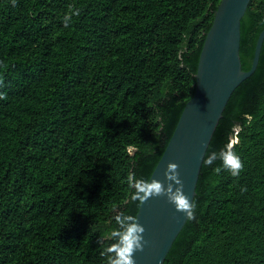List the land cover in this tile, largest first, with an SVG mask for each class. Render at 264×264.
<instances>
[{
	"label": "trees",
	"instance_id": "obj_1",
	"mask_svg": "<svg viewBox=\"0 0 264 264\" xmlns=\"http://www.w3.org/2000/svg\"><path fill=\"white\" fill-rule=\"evenodd\" d=\"M219 2L0 0V264H106L114 217L139 207L127 176L148 180L161 157ZM263 29L250 0L243 70ZM226 147L240 175L202 163L163 264H264V40L204 158Z\"/></svg>",
	"mask_w": 264,
	"mask_h": 264
},
{
	"label": "water",
	"instance_id": "obj_2",
	"mask_svg": "<svg viewBox=\"0 0 264 264\" xmlns=\"http://www.w3.org/2000/svg\"><path fill=\"white\" fill-rule=\"evenodd\" d=\"M250 0H220L200 50L193 95L186 101L174 131L148 180L165 183L168 163L177 165L183 191L193 202L202 160L234 89L256 69L264 29L259 33L250 68L243 70L239 55L240 20ZM137 221L147 244L135 252V264H163L186 222L164 196L139 203Z\"/></svg>",
	"mask_w": 264,
	"mask_h": 264
},
{
	"label": "clouds",
	"instance_id": "obj_3",
	"mask_svg": "<svg viewBox=\"0 0 264 264\" xmlns=\"http://www.w3.org/2000/svg\"><path fill=\"white\" fill-rule=\"evenodd\" d=\"M78 10L72 13L77 15ZM71 17L65 16L63 23L69 26ZM219 160L220 165L213 168L219 173L227 171L232 177H237L242 171V163L239 156L226 147L219 152H211L202 160L204 166H211ZM177 165L168 163L163 172L165 183L159 180H145L137 178L135 173H129L127 182L132 188L130 199L133 202L143 203L150 197L164 196L176 212L182 213L186 219L191 220L194 216L195 203L190 201L183 191V184L178 178ZM116 227L107 235L111 243L103 250L101 255L105 256L106 264H135L133 254L143 251L147 241L144 239V227L138 223L137 217L120 213L115 217Z\"/></svg>",
	"mask_w": 264,
	"mask_h": 264
}]
</instances>
